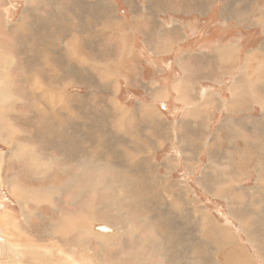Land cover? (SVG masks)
<instances>
[{"label": "rangeland", "instance_id": "rangeland-1", "mask_svg": "<svg viewBox=\"0 0 264 264\" xmlns=\"http://www.w3.org/2000/svg\"><path fill=\"white\" fill-rule=\"evenodd\" d=\"M108 1L112 7L105 6L104 0H0V264H264L262 257L238 228L240 222L237 217H245L249 212H256L253 225L264 228V190L261 183L255 188L257 176L252 168L253 161L250 159L244 165L237 162L232 146L238 148L241 142L234 136L233 128L227 126L228 134L220 147L224 154L229 149L238 176L245 177L243 186L248 191L243 194V200L247 202L243 204L244 213L230 211L228 200L214 195L217 191L210 183H206L209 188L203 186L204 180L200 179V175L208 162L210 147L199 144L205 132L198 129L195 134L192 131L190 117L184 113L186 99L146 101L130 86L126 89L127 74L118 73L110 77L107 72L108 83L103 85L101 81L105 77L100 73L110 62L119 59L122 51L128 58V78L129 81L133 79L131 86L135 88H145L150 73L157 75L150 68L148 75L141 80L142 65L147 69L151 65L169 69L171 65L173 74L176 73L170 61L152 57L143 41L145 38L150 41L157 39L156 43L165 44V36L171 39L169 46L178 41L179 36L174 34L176 25L164 26L157 15L159 10L173 6L179 0H154L153 6L149 0ZM142 1L148 3L146 10ZM163 2L171 4L163 5ZM263 2L180 0V9L181 6L184 8L182 11L209 13L205 19L198 15L190 20L188 18L186 29L190 41L186 42L188 44L180 43L176 49L188 46L193 51L183 55L192 65L187 84L198 81V86L204 89L203 93L214 91L224 101L230 99L234 80L242 74V69H248L249 59L246 57L264 42ZM58 8L62 9L60 16L55 14ZM125 8L129 9L127 18ZM141 15L148 17L150 22L144 25L148 23L149 27L132 25L134 17ZM52 17L56 20H51ZM116 22L125 23L123 31L109 32L108 29ZM20 23L23 29L18 28ZM103 27L107 31L99 32ZM165 28L168 29L166 32ZM80 45H85L87 56H79L75 52V47L80 48ZM229 47L234 53L225 60L222 51L230 52ZM46 54L49 63L56 68L45 66ZM218 58L223 62L218 63ZM177 60L181 62L180 57ZM97 63L101 72L95 68ZM226 64L228 67L223 68ZM254 64L251 60L250 66ZM253 73L252 69L247 70L244 83L249 84H243L242 92L254 94L256 103L260 104L259 101L264 100V91L258 83L263 76L255 81L257 77H253L256 75ZM29 76L31 80L41 79L42 87L63 93L64 106L60 105V101L55 104L47 102L31 85L30 89L34 91L28 92L26 82H29ZM166 76L163 73L155 79L163 84L167 81ZM2 79L5 83L1 82ZM124 92L126 94L122 95ZM119 94L122 96L118 99ZM173 94L176 95L175 92L169 93ZM177 96H181L179 90ZM246 97V101L250 102L251 95ZM250 103L253 105L240 106L241 109L229 106L227 111L226 105L211 104L208 108L211 119L207 122L204 112L200 117L193 115L192 118L200 120L201 123H197L201 126L208 124V136L212 139L210 141H214L215 136L220 135L224 119L239 122L245 128L249 118H261L259 106L255 102ZM116 106L132 111L134 121V113L138 116L146 110L160 113L165 118L168 126L156 125L160 146L152 153V158L160 164V177L167 178L165 190L179 198L186 194L189 199L195 198L194 207L198 209L197 206H202L216 223L228 225L233 233L239 234L246 259L235 258L229 253L230 244L217 243L215 247L219 236H215V242L206 238L210 235L206 230L203 233L201 220L193 216L194 208L185 205L189 200L179 205H185L188 210L182 208L178 214L177 204L164 198L163 189L158 190L156 195L154 192L152 199L148 200L143 195L120 197L119 189L108 187L106 178L110 175L106 174L104 165L101 166L102 162L109 161L108 158L103 159L108 157L107 154L121 160L120 166L125 168L129 160L125 152H132L133 149L132 153H139V157L144 152L143 138L141 143L126 138L121 131L117 132L111 122H102L100 127L99 120L107 118V111L110 121L117 120ZM138 118L143 127L158 122V118L152 115V119L147 118V114ZM132 120L129 117L125 122L129 131ZM99 128L104 129V133L99 131L104 137L98 149L99 156L94 154V162L88 163L85 155L90 149L84 148L83 142L96 143ZM245 129L240 133L250 136L251 132ZM194 137L201 138L196 145L191 141ZM78 148L84 156L80 157ZM225 160L222 157L220 163H216L221 173L228 172ZM216 179L222 182L218 191L221 194L235 182L229 181L223 174ZM141 181V192L147 193L148 183L145 178ZM177 181L181 185L176 184ZM260 234L259 237L264 238V232Z\"/></svg>", "mask_w": 264, "mask_h": 264}, {"label": "bare ground", "instance_id": "bare-ground-1", "mask_svg": "<svg viewBox=\"0 0 264 264\" xmlns=\"http://www.w3.org/2000/svg\"><path fill=\"white\" fill-rule=\"evenodd\" d=\"M104 1H105L104 2V5L105 6L112 7L111 4H110V2L108 0H104ZM149 1L152 2L154 0H149ZM181 1H184V0H181ZM91 3H93V1H91ZM254 4H253V7H254ZM263 4H264V2H263ZM151 5L153 6L155 4L152 2ZM60 10H62V9L61 8H58V9L55 10V14L57 16H60L62 14V11H60ZM93 11H94V9H93ZM257 12H258V10H257ZM112 15H113V13H112ZM237 17L240 18V20L242 19V17H239V16H237ZM51 20H56V19H55V17H52ZM147 21H148V23L150 22V20H148V17L143 16V15L137 16V17H134L133 24L132 25L134 27H141V25H144ZM62 22H63V20H62ZM148 23H147V25H148ZM31 24H32V22H31ZM124 25H125V23H120V22H118V23L116 22V24L113 23V25L108 29V31L111 32V33L122 32L123 29H124ZM17 26H18L19 29H23L21 23L18 24ZM106 31H107V28L106 27H103V29L100 30L99 32H106ZM77 40H79V39H77ZM74 44H75V42H74ZM76 46H77V44H76ZM75 52L79 56H80V54L81 55H84V56H87L88 55V52L86 50L85 45L84 46L80 45V48L79 47H75ZM120 52H121V50H120ZM222 52L224 53L223 59H225V60H228L230 57H232V54L234 53L232 51V48H230V52H225V51H222ZM230 54H231V56L229 57ZM4 55H6V53H4ZM120 55H121V57L119 58L120 60L117 59V60H113V62H110V63L108 62L109 64L105 67V69L107 71L106 70H103V72H101V67L99 66V64L98 63L95 64V68L96 69H99L100 72H101L100 75L103 76V77H105V78L101 79V81L103 82V85H106L108 83L106 81L107 78H108L107 72L109 73L110 77L112 75H116L118 73H120L122 75H125L127 73V71H128L127 68H128V65H129V63H128L129 61H127L128 58L125 56V52H123V51L120 53ZM248 57H250L251 59L248 58ZM20 59H18V60H20ZM236 59L239 60L237 57H236ZM246 59H249V64L247 65V68L248 69H242V70H244V71H242V74L236 80H234V83L232 84V87L230 88L231 97H230V99L228 101H224L221 98L222 96H220L219 94H216V92H214V91L209 92V93H203V90L204 89L202 90L201 86L200 85L198 86V84H197V83H199L198 81H194L193 82L194 84L193 83L192 84H187L186 83V85L183 87V89H185V90L188 89L189 90V92H188V94H189V100H187V96H186L187 93H183L184 99H186V101L184 100L185 103H186L185 106H187L192 111V113H185V114L190 117L189 118V121L190 122H196V124H197V130L199 129L200 132H205V134H206L204 136L203 141L201 143H199L201 141V138L200 137H198L200 139H197V138L194 137V139H191V141L195 142V145H196V143L197 144L199 143L201 145H208L210 147L209 150H208V152H207L208 162L203 167V169L201 171V175H200V179H203L204 180V181L202 180L203 181L202 184H203V186H207L206 183H208V184L210 183L209 185H211L212 188L217 191V192L214 193V195L224 196L228 200L227 207H228V209L230 211H239V212H243V213H244V208H245L243 206V204L246 202V200L245 201L243 200V197H244L243 194L245 193L244 192L245 190L248 191L247 190L248 188L246 189L243 186V181H244V178L245 177L243 178L242 176L241 177L238 176V171H236L237 169L235 170V168L233 166V163H235V162L232 161V155H231L229 149H228V151L225 152L227 154L226 155V154H224V151L222 150V147H220V146L223 144V142H224V140L226 138V135L228 134L227 126L233 128V134H234V136L236 138H238L240 140V142H241V144H239V147L236 146L238 148H234L235 146L234 147L232 146L233 153H235V155H236V160H237V162L239 161V163L241 165H244L243 163L246 162V161H248V160H250V159L253 161L254 164H253L252 168H253V170L255 172V176H257V181L255 182V185H256L255 188H257L258 184L261 183L262 186H263V190H264V152L262 154V148L264 149V113H263L264 112V100L263 99L260 100L259 101L260 104H257L256 103V100H255V95L254 94H250V93L249 94H246V92L245 93L242 92L243 84H247V85L249 84V83H244V80H245V77H246L247 70H250V69H252L253 72L256 74V75H253V77H257V79L255 81H257L258 78H260L261 76H263V78H260V82L258 84H259V87L264 91V42L261 44V46H260V48L258 50L254 51V52H251L246 57ZM251 60H253L255 62L254 66H252V67L250 66V61ZM219 61H221V60H219V58H218V61L217 62L219 63ZM221 62H223V61H221ZM45 66L48 67V68H52V69L53 68H56V65H54L52 63H49V61H48V55L47 54H46V57H45ZM217 68H218V66H217ZM200 75H202V73ZM257 75H260V76H257ZM197 76H199V75H197ZM30 77L31 76H29V82L28 83L26 82V84L28 86V92L34 91V90H31L30 89V85H31L33 87H36L35 89H38L40 91L41 97L43 99H45L47 102H50V103L55 104L56 102L60 101V105L64 106L65 99H64V94L63 93H61L59 91H56V90L46 89V88H44V87L41 86L42 85L41 79L40 80H36V79L31 80ZM199 79H201V77ZM2 80L3 81H1V82L2 83H5V79H2ZM181 83H182V81L180 80V82L177 85V87ZM153 84L154 83L152 82L151 85H153ZM1 85H4V84H1ZM174 87H176V86H174ZM183 89L180 91V93L183 92ZM246 95H251V97L249 99L250 102H255L259 106V108L261 109V118L260 119H257V120H255L254 118H249V120L244 124L246 129L245 128H242V126L239 124V122L234 123L230 119H227V120L224 119L222 121V123H221V126H220V130H219L220 131V135L219 134L216 135L215 138H214V141H210L212 139L209 138V136H208V133H209L208 132V126H207L208 124L205 125V126L203 124L201 126L200 124L197 123L200 120L199 121L198 120H193V118H192L193 115H195V117H200V114L204 112L205 113V116L207 115V117H206V119H207L206 122H207L209 119H211L208 116V114H209L208 108H209V105H211V104H216V105H219L221 107H223L224 105H226V108H225L226 111L228 109H230L229 106H236L238 109H241L240 106H249V105H251V103L246 101V99L249 97V96L246 97ZM244 101L247 102V104H245ZM80 108H82L81 107V104H80ZM116 109H117V113H116L117 120L116 121H113V120L110 121V118L108 119V115H107L109 112L107 111V113L105 114V116H107V118L104 117V118H101L99 120L100 127H101L102 122L103 123H105V122H111L113 124V126L115 127V129L117 130V132L121 131L122 132L121 134H123L124 136H126V138L129 137L133 141H135V140L138 141L139 140L140 143H141V141H140L141 138H143L144 141L143 140L142 141L144 143L143 144L144 147H142V148H144V152L142 151L143 152L142 155H146L147 154V156H142L141 155V157H139V155H140L139 153H137V154L132 153L133 152V149H132V152H129V151L127 153L125 152L124 155L125 156L127 155V157L129 158V160H128V162L125 163L126 164L125 168H121V167H123V166H120L121 165V160H119L120 161L119 162L117 160L118 158L111 157V156H109V154H107L108 157L103 158V159H107L108 158L107 160H109V161L102 162L101 163V166L104 165V168L106 170V174H109L110 175V176H107V178H106V184L108 185V187L110 189H116V190L119 189V196L120 197L121 196H123V197H126V196H131V197L136 196L137 197L139 195H143L144 197H147L148 200H149V198L152 197V195L154 194V192H155V195H156V192L158 190L163 189L164 190L163 193L165 194L164 195V198L165 199L169 198L170 201L173 202V204H177L175 206H176V211H177L178 214L180 213V211L182 210V208L185 209V205L187 207L189 206V207H193L194 208V210H195L196 213L193 211V214H194L193 216L195 217L196 220H199V221L201 220V225H202L201 227H202L203 233H204V230H206L209 233L208 235H210V236L206 235L207 234V232H206L205 235L208 236V237H206V236H204V237L208 238L210 241L214 239V242H215V239H216L215 236H219L218 241L214 243V246L215 247H217V243H220V244L223 243L222 245H224V244H226V245L227 244H230L229 245L230 246L229 247L230 250H229V248L227 249V250H229L228 251L229 253L233 254V256L235 258H237L238 256H240V257H243L244 259H246L245 255H244L245 254V251L240 246L241 245V240H240L239 234L233 233L228 225H220V224L216 223L215 222V219L209 215L210 214L209 212L204 211V209L202 208V206H200V205L197 206L199 210L196 207H194L195 198L189 199L188 198L189 196L187 194H186L187 196L186 195L185 196L183 195V197L180 196V198H179L174 193L172 194L169 191H166L165 190L166 189L165 187L168 186L167 185L168 184L167 183V178H163L162 179L160 177V175L158 173V171H159V165L160 164L157 163L152 158V153L154 152L155 148H157V147L160 146V141L157 138V133L158 132H157V129H156V125H167L166 124V121H165V118H163L160 113H156V112L155 113H150V112H148L146 110L144 112L147 113L148 118H151V115L152 116H155V118H158V122L156 124L151 125V126H144L143 127L136 120L135 121L132 120V118H133L132 111H130L128 109H125V108H123L121 106H116ZM81 110H83V112H84V109H81ZM38 111H40V110H38ZM93 115H97V114H94L93 113ZM100 115H104V114H100ZM188 116L186 118H188ZM100 117H103V116H100ZM129 117L132 120V127H134V129L132 130V132L129 131L128 126L125 123ZM54 119L57 120V118L55 117V115H54ZM95 119L97 120V119H99V117H95ZM151 122H154V121H151ZM199 123H201V122H199ZM243 129L247 130L248 132H251V135L250 136H246L244 133H243L244 135H242L240 133V131H243ZM103 130L104 129H101V128H99L97 130V132H98L97 135H98V139L99 140L96 139V140H98L96 143H95V141L93 143H91V142H88V143L83 142L84 144H86V145L83 144V147L84 148H88L89 147V149H90V151H88L89 154L84 153V154H87V155H85V157L88 158L87 159L88 160V163L94 162V160H95L94 159V154L96 156H99V153H98L99 150L98 149H100V143H101V141L104 140L103 134H101L99 131H101V132L104 133ZM197 130H196V132H198ZM104 136L106 137V133L104 134ZM122 141H124V140H122ZM162 142H163V139H162ZM212 142H214V143L212 144ZM123 144H125V142ZM213 147H215V148L213 149ZM260 147H261V151H260ZM94 148H96V149H94ZM80 149H79V151H80V157H81V156H84V155L82 153V150H80ZM222 157H224V159H226L225 160L226 163L225 162L224 163H225L226 168H228V172L229 173L228 172L227 173H221L219 171V169L217 168V166H216L217 165L216 163H218L219 160ZM98 158H100V157H98ZM192 158H193V156H192ZM100 159H102V158H100ZM94 168H95V166H94ZM137 173H139V174H137ZM222 174L225 175L229 181H235L233 185H235V183H236L235 187L232 185L223 194H221V192H218V191H220L219 189H220V186L222 185V182L216 179L217 177H219V178L222 177ZM117 175H121V176L120 177H117ZM169 177H170V175H169ZM141 178H143V179L145 178L146 181H147V183H148V187H149L148 189L149 190H148L147 193L141 192L142 191V181H141ZM176 184L181 185V182L177 181ZM207 188H209V186H207ZM187 201L189 203H186L183 206H179V205H182L183 203H185ZM185 210H188V208H186ZM187 212H189V211H187ZM245 212H246V210H245ZM236 213H238V212H236ZM255 213L249 212V214H247L245 217L238 216L237 219L240 222L238 228L245 235V237L251 243V245L256 250V252L264 260V238L259 237L261 235L260 232H264V228L261 227V225L260 226H258L256 224H255V226L253 225L254 224V219H255L254 218L255 217V215H254ZM162 220H163V222L165 221L164 218ZM220 237L223 238L224 240H221ZM220 244L218 246H222ZM194 250H199V249H195L194 248Z\"/></svg>", "mask_w": 264, "mask_h": 264}, {"label": "crops", "instance_id": "crops-1", "mask_svg": "<svg viewBox=\"0 0 264 264\" xmlns=\"http://www.w3.org/2000/svg\"><path fill=\"white\" fill-rule=\"evenodd\" d=\"M143 2V1H142ZM169 3V2H168ZM166 2H163V5L168 4ZM143 4L145 5V10L148 7V3L146 4V2H143ZM171 4V3H169ZM174 4V3H173ZM162 5V4H161ZM181 8L184 10V8L181 6ZM182 9H180V0L176 1V3L173 6H168L164 7V10H159L158 12V19L160 20L161 24H163L166 27H170L171 25H176V32L174 33L175 35L179 36L178 41L175 44H172L169 46V44L171 43V39H168V36H165L166 38V42L165 44H159L156 43L155 41L157 39H153V40H148L147 38L144 39V43L146 42V44L149 47V51L151 53L152 57H157L158 59H165L167 61H170V63H172L175 67V71L176 73L173 74L174 72V68L170 65V68L168 69V67H163L162 65H158V66H149V68H144V66L142 65V69L140 72V77L141 80L148 75V72H150V68L154 69V72L157 74L153 76V73H150V75H152L153 77L147 76V84H145L146 86H144L145 88H141V86L138 87H133L131 86V83H133V79H131L129 81V74L128 72L126 73L128 76H125L126 81H125V87L126 89H130L139 95H142V98L146 101H152L155 102L156 101H163V100H169V101H178L179 100H185L184 99V95L183 93H187L186 96H188V89H183V87L186 85L187 83V79L189 77V69L192 67V65H190V60H187L185 57H183V55H187V53L189 51H192L188 46L184 47L183 49H180L176 51V49L183 43H186L187 41L189 42L190 40H188V36H187V20L189 18L195 17V16H199L201 17V19H205L208 14H197V13H190L191 11H182ZM125 18L128 17V13H129V9L125 8ZM211 12V11H210ZM160 17V18H159ZM223 17V16H222ZM226 21V20H225ZM189 22V21H188ZM227 22H231L230 20H227ZM237 23V22H236ZM239 24V23H237ZM144 28L149 27V25H143ZM158 28V27H157ZM155 29V28H154ZM168 29L165 28V32ZM154 32V31H153ZM151 32V33H153ZM155 34V33H154ZM158 37V34H155ZM165 35V33H164ZM142 37V36H141ZM144 38V37H142ZM142 42V44H144ZM181 43V44H180ZM188 44V43H186ZM169 47H168V46ZM228 45V44H227ZM153 47H155L156 49H154ZM193 53V51H192ZM180 57L181 62L179 63V61L177 60ZM204 64V63H202ZM228 64L224 65L223 68H227ZM204 67H202V69H204ZM194 69V68H192ZM198 69V67L196 68ZM193 71V70H191ZM163 73H166V78L167 81L164 82L163 84L161 83L160 80H158V78L155 79V76L161 77V75ZM173 74V75H172ZM177 79V80H176ZM180 80L182 81V83L179 85V87H177V85L179 84ZM158 81V82H156ZM151 82L154 83V86H151ZM157 83V85H156ZM130 86V88H129ZM176 86V87H174ZM153 88V89H152ZM152 89V90H150ZM183 89V92H181V96H177L178 95V90L181 91ZM170 92H175L176 95H169ZM119 93V92H118ZM117 93V94H118ZM126 94V92H124L122 95ZM121 94L118 95V99L122 96ZM141 96L139 97L140 100H142ZM175 98V100L173 99ZM142 104H145L144 102H140ZM138 103V104H140ZM140 106V105H139ZM184 113H192V111L185 106L184 104ZM133 110V109H132ZM147 113L142 112L140 115L142 118L145 117ZM138 116L134 113V118L135 120L141 125L140 119L138 118ZM148 118V115H147ZM191 123V128L192 131L195 133L197 130V124L196 122H190ZM134 129V127H132L131 131Z\"/></svg>", "mask_w": 264, "mask_h": 264}]
</instances>
